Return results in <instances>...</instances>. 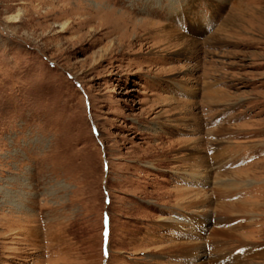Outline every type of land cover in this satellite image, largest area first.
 I'll list each match as a JSON object with an SVG mask.
<instances>
[{
  "label": "rangeland",
  "instance_id": "obj_1",
  "mask_svg": "<svg viewBox=\"0 0 264 264\" xmlns=\"http://www.w3.org/2000/svg\"><path fill=\"white\" fill-rule=\"evenodd\" d=\"M111 10L143 27L123 51ZM180 205L210 219L182 237ZM201 240L194 264H264V0H0V264H193L171 247Z\"/></svg>",
  "mask_w": 264,
  "mask_h": 264
},
{
  "label": "bare ground",
  "instance_id": "obj_2",
  "mask_svg": "<svg viewBox=\"0 0 264 264\" xmlns=\"http://www.w3.org/2000/svg\"><path fill=\"white\" fill-rule=\"evenodd\" d=\"M106 9V8H105ZM85 11V10H84ZM101 10L99 9L98 12H100ZM87 12V11H86ZM106 19H105V25H108V32H106L103 36V39H107L110 38L112 36H115L117 38V46H119L120 48L123 49L125 48V43L127 42V40L129 39V36L132 35L131 32H135L136 29L137 30H141L143 27L141 25H138V23L136 21H134L131 18H128L126 16L125 13L123 12H116V10H111L108 11V13H106ZM97 18V16H96ZM95 18V19H96ZM94 20V17L88 18L86 19L83 23L87 24V23H91ZM98 24V27H100V25L102 24ZM156 26V25H155ZM133 30V31H132ZM133 32V33H134ZM124 34V35H123ZM135 36V35H134ZM141 38V37H140ZM170 39V38H169ZM208 89V88H206ZM210 90V89H209ZM217 93V92H216ZM217 95V94H216ZM204 96H206L207 98H210V93L206 92L204 93ZM212 96V95H211ZM206 98V99H207ZM218 98V97H217ZM209 100V99H208ZM218 129V128H217ZM211 135V134H210ZM217 135V134H216ZM204 139V138H203ZM197 141V140H196ZM193 141V142H196ZM201 142V141H200ZM193 144V143H192ZM199 144V143H198ZM211 150V149H210ZM190 152V151H189ZM192 152V151H191ZM195 153V152H194ZM216 153V152H214ZM196 154V153H195ZM195 154H193V152L191 154H187L184 158L183 161H188V162H194L190 167L194 168L198 171H193L190 172L188 175H190V177L193 179V181H197V179H199V176L201 177L203 174L200 171H203V169L207 166V172H204V175H206L205 177H208V174L211 172L209 170V167L211 164L210 163V156L206 153L205 155H199L196 156ZM213 154V153H212ZM218 154V153H217ZM215 155V154H214ZM221 155V154H220ZM222 156V155H221ZM211 160L214 161L215 158L213 157V155H211ZM218 158V157H217ZM222 158V157H221ZM206 159V160H205ZM207 162V164H206ZM217 162V161H216ZM217 164V163H216ZM222 166V165H221ZM202 169V170H201ZM205 169V171H206ZM185 174V173H184ZM220 182V181H219ZM228 184V182H227ZM237 184V183H236ZM219 187L222 184H219ZM223 186V185H222ZM221 186V187H222ZM220 189V188H218ZM195 201V200H193ZM199 203V201H198ZM195 205V204H193ZM188 208L193 207L192 203L189 204V206H187ZM187 209L185 206L182 207L181 205L178 206L177 210L174 211L175 216L171 217L170 219H168L167 223L170 226H173V229H176L178 232H180L181 236L184 237V233H183V229L182 227L186 226V225H192V224H200L203 223L206 219H210L209 214H203L202 216H200V221L198 220L197 217H195L194 215L190 216V215H186L183 214L181 211H178L180 209ZM204 218V219H203ZM218 221H221V218H215ZM223 222V219H222ZM221 222V223H222ZM220 223V222H219ZM221 234H227V233H221ZM232 235V234H231ZM230 235V236H231ZM212 237V236H211ZM210 237V238H211ZM210 244V243H209ZM217 244V243H216ZM173 249V252L176 253L175 257H182V258H187L189 259V256L194 257V260H191L189 262H196V259H198L199 257H201L202 253L207 252V243H204L202 240L201 241H197V242H179L176 245L171 247ZM171 249V250H172ZM199 251V254H197V256H194L196 251ZM171 252V251H170ZM169 252V254H170ZM264 252V251H263ZM262 252V253H263ZM168 254V253H167ZM173 254V253H172ZM212 259H210L207 264H219L220 261H222L223 258L219 257L217 254H215V252H212ZM227 254V253H226ZM232 255V253H231ZM167 256V255H166ZM222 256V255H221ZM264 257V255H262ZM232 261V260H231ZM228 262V261H227ZM183 263H187V262H183ZM231 263V262H230ZM200 264H205V263H200ZM223 264V263H222Z\"/></svg>",
  "mask_w": 264,
  "mask_h": 264
},
{
  "label": "water",
  "instance_id": "obj_3",
  "mask_svg": "<svg viewBox=\"0 0 264 264\" xmlns=\"http://www.w3.org/2000/svg\"><path fill=\"white\" fill-rule=\"evenodd\" d=\"M261 248H263V246H261Z\"/></svg>",
  "mask_w": 264,
  "mask_h": 264
}]
</instances>
